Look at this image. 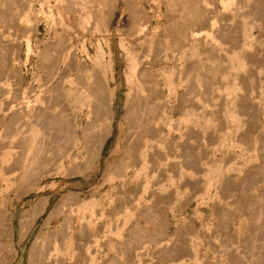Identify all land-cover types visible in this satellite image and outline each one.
I'll return each instance as SVG.
<instances>
[{"label":"rangeland","instance_id":"obj_1","mask_svg":"<svg viewBox=\"0 0 264 264\" xmlns=\"http://www.w3.org/2000/svg\"><path fill=\"white\" fill-rule=\"evenodd\" d=\"M25 1L0 0L1 14L3 11L6 15L5 18L2 14L3 19L0 20V155H8L11 150L14 153L16 150L19 152H12L6 165H2L3 160L0 158V201L4 204L6 198L11 199V210L16 214L15 246L20 252V257L23 256L17 262L16 256L10 264H19V260L22 264H30V249L36 241L41 240L42 235H45L46 237H43L47 240L42 237L41 241L45 245L41 246L40 241L38 249L44 253L48 250V256L53 252L52 257L56 251V257L59 258L57 262L54 260L53 264H264V0H100L101 8L94 4L95 2L92 4L97 10L99 8V13L90 5V10L86 9V12H83L86 14H82L84 18L81 15L82 20L74 22L68 21L66 9H62L56 0H49L51 4L47 0ZM181 1L186 2L184 6ZM39 14H42V21L44 20L40 28L35 22ZM62 20L65 21L62 25L67 26H64V29L60 24L63 23ZM136 22L147 24L143 25V30H149L150 34H145L149 32L144 31V37L147 40L155 35L154 44L159 42L160 48L154 50L155 54L152 51L154 57L159 50L156 55L159 58L155 56L157 62L151 53H146V57H149L145 59V64L139 66L140 70L138 69L135 77L138 76L133 78L131 86L126 77L131 74V58L120 45L121 41L128 43L133 41L131 37H138L137 33L142 25H135ZM148 23L151 24L150 27ZM80 24H83V27ZM136 26L140 29L136 30ZM68 27L72 28V31ZM84 29L88 33L82 32L86 31ZM69 31L74 35L72 43L77 49L74 46L72 53L61 63V52L57 46L60 44L59 39L65 36V41L69 39ZM151 32L152 37H146L151 35ZM84 40L89 42V47L90 44L93 45L92 56L96 54L98 40L110 45L116 63V78L110 82V91L108 89L110 93L114 90L112 109L115 113L113 133L110 136L102 133H107V129H104L106 122L102 116L108 112L103 109L107 110L106 96L109 92H105L104 80L99 71L89 67ZM27 41L33 48L29 55ZM156 44L154 47H157ZM75 50L77 51L74 54ZM159 59L163 62L161 65ZM107 60H110L109 57ZM146 60L152 63L147 61V66ZM85 65L93 73L86 70ZM64 75L68 77L65 78ZM142 76L144 78H141ZM136 84H140L139 87ZM101 86H104V89ZM55 89H58V93ZM70 92L73 96L68 94ZM102 93H105L104 100ZM97 99L102 102L99 104ZM140 106L141 110L137 108ZM98 107L103 110L100 114V110L98 113L94 111L98 110ZM64 108H69V113L72 112L70 117H66L69 120L65 118L66 121L61 117ZM48 110H56L57 113L55 117L51 116V121H48ZM134 110L138 112L137 115ZM38 112H41L42 117ZM108 115L105 116L108 118ZM132 115L140 118L143 116V121L139 117L135 120L134 116V121L131 120ZM72 116L74 120L76 118L80 121L78 130L81 139L77 148L74 147L73 135L69 130L73 125L71 122L74 121ZM130 120L134 128L130 127ZM12 122L16 123L14 128ZM5 123L9 124L8 127ZM48 124L50 127H47ZM55 124L56 126H52ZM59 125L66 128L58 127ZM140 125L145 128H140ZM131 128L137 134L141 129V135L138 134V138L136 133L132 136ZM128 129L132 132L131 137L128 136ZM28 130L31 135L25 133ZM92 130H95L93 132L96 136L94 133L92 136V133L88 135V131ZM57 132H62V135ZM83 132L87 133L85 137L89 138L87 143ZM100 132L104 137L107 136L102 151H98L101 147L98 141L103 137ZM98 133L102 136L95 140L94 137L100 136ZM32 134H35V138ZM38 136L42 138L41 141ZM133 137L134 139H131ZM37 138L38 141L35 142ZM53 139L58 141L54 142ZM91 139L97 142L94 141L98 147ZM29 142H32V145L35 143L36 146H33L37 148ZM90 143L99 149H95L94 145L90 146ZM134 146L139 152L138 155L131 151ZM58 148H61V151ZM95 150L102 155L98 154V157ZM37 152L41 153L42 157ZM12 154L15 155L13 158ZM27 154H30V158ZM132 154L135 156H131ZM25 158L29 159L28 164L35 162L33 166L29 164L31 169L34 167V171L29 169L31 173L29 171L24 176L14 172L10 175L13 184L10 183L11 188L7 187L2 180L3 174L19 168ZM111 164L113 168H109ZM42 168H46L47 172L43 173ZM41 200L44 203L48 200L46 206ZM89 201L95 202V210L82 213L80 208ZM26 213L29 215L25 216L27 219L24 217ZM49 215L55 217L49 221ZM22 216L26 223L33 220L29 221L32 226L29 222L25 224L33 229H28L29 232L25 230L28 232L26 240L20 236L23 232L20 229ZM87 226H90L91 230ZM1 232L3 235L4 231ZM19 241L21 244H18ZM52 247L55 250H51ZM69 248L73 251H68ZM42 252L39 253L44 255ZM0 257L1 263L4 261L6 264L9 261L4 256Z\"/></svg>","mask_w":264,"mask_h":264},{"label":"bare ground","instance_id":"obj_2","mask_svg":"<svg viewBox=\"0 0 264 264\" xmlns=\"http://www.w3.org/2000/svg\"><path fill=\"white\" fill-rule=\"evenodd\" d=\"M15 1V0H14ZM25 1V0H24ZM46 1V0H45ZM47 1H49V0H47ZM57 1V3L59 4V6L62 8V9H66L65 11H66V18L68 19V21L69 22H74V21H76V20H80V16L83 14V12H86V9H88L89 8V6L91 5L92 7H93V3L94 4H96V5H98V7L102 4L101 3V1L100 0H56ZM131 1V0H130ZM134 1V0H133ZM142 1V0H141ZM175 1V0H174ZM179 1V0H178ZM196 1V0H195ZM4 2V1H3ZM26 2V1H25ZM38 2V1H37ZM44 2V1H43ZM116 2V1H115ZM182 2V1H181ZM181 2H179V3H181ZM2 3V2H1ZM27 3V2H26ZM47 3V2H46ZM49 3H50V1H49ZM56 3V4H57ZM109 2H107V4H108ZM112 3V2H111ZM114 3V2H113ZM142 3V2H141ZM186 3V2H185ZM185 3H183L182 2V6H184V4ZM221 3H223V2H221ZM7 4V3H6ZM10 4V3H9ZM48 4V3H47ZM51 4V3H50ZM49 4V5H50ZM110 4V3H109ZM171 4H173V2H171ZM170 4V5H171ZM176 4V3H175ZM178 4V3H177ZM176 4V5H177ZM199 4V3H198ZM12 5V4H11ZM43 5V4H42ZM96 5H94V6H96ZM224 5V4H223ZM222 5V6H223ZM228 5V4H227ZM2 6V5H1ZM15 6V5H14ZM19 6V5H18ZM33 6V5H32ZM31 6V7H32ZM46 7H47V5H45ZM55 6V5H54ZM128 6H130L129 5V3H128ZM127 6V8H129ZM140 6V5H139ZM175 6V5H174ZM97 7V6H96ZM97 7V8H98ZM107 7V6H106ZM177 7V6H176ZM33 8V7H32ZM49 8V7H48ZM50 8H51V6H50ZM60 8V9H61ZM99 8H101V6L99 7ZM99 8H98V10L95 8V7H93V9H96L97 11H98V13L100 12V10H99ZM115 8V7H114ZM139 8V7H138ZM173 8H175V7H173ZM182 8V7H181ZM30 9V8H29ZM58 9V8H57ZM61 9V10H62ZM106 9V8H105ZM170 9V8H169ZM17 10V9H16ZM28 10V9H27ZM30 10H32V9H30ZM42 10V9H41ZM60 10V11H61ZM88 10H90V9H88ZM88 10H87V12H88ZM175 10V9H174ZM182 10H184V9H182ZM186 10V9H185ZM40 11V10H39ZM48 11V10H47ZM52 11V10H51ZM56 11V10H55ZM63 11V10H62ZM64 11V12H65ZM128 11V10H127ZM57 12V11H56ZM38 13V12H37ZM53 13V12H52ZM150 13V12H149ZM174 13H175V11H174ZM180 13V12H179ZM0 14H1V10H0ZM2 14H3V16L5 17L6 15H5V13H3V11H2ZM2 14L0 15V20H2L3 18H2ZM20 14H21V12H20ZM49 14V13H48ZM47 14V15H48ZM62 14H63V12H62ZM65 14V13H64ZM84 14H86V13H84ZM83 14V15H84ZM97 14V13H96ZM126 14V13H125ZM46 15V16H47ZM59 15V14H58ZM61 15V14H60ZM82 15V17L84 18V16ZM93 16H94V13L92 14ZM100 15V14H99ZM131 15H134L133 13H131ZM180 15V14H179ZM16 16V15H15ZM64 16V15H63ZM63 16H59V17H63ZM91 16V15H90ZM102 16H103V14H102ZM17 17V16H16ZM42 14H39L38 16H37V21H35L34 19H35V17H34V21L37 23V25H38V27L40 28V26H41V24H42V22L44 21H42ZM106 17V16H105ZM133 17V16H132ZM134 17H135V15H134ZM133 17V18H134ZM144 17V16H143ZM6 18V17H5ZM48 18V17H47ZM91 18H94V17H91ZM132 18V19H133ZM46 19V18H45ZM62 19H64V18H62ZM86 19V18H85ZM98 19V18H97ZM107 19V18H106ZM144 19V18H143ZM156 19V18H155ZM82 20V19H81ZM80 20V21H81ZM87 20V19H86ZM52 21H53V17H52ZM60 21V20H59ZM63 21V23H60L61 24V26L63 27V29H64V26L62 25V24H64V20H62ZM92 21V20H91ZM124 21V20H123ZM23 22V21H22ZM33 22V21H32ZM35 22H33V23H35ZM55 21H53V23H54ZM61 22V21H60ZM82 22H84V21H82ZM88 22V21H87ZM147 22H150V21H147ZM173 22V21H172ZM190 22V21H189ZM32 23V24H33ZM107 23V22H106ZM130 23V22H129ZM138 22H136L135 23V25L137 24ZM140 23V22H139ZM138 23V24H139ZM151 23H152V21H151ZM186 23H188V22H186ZM6 24V23H5ZM22 24V23H21ZM57 24V23H56ZM59 24V25H60ZM71 24V23H70ZM76 24H78V23H76ZM85 24V23H84ZM88 24H90V23H88ZM95 24V23H94ZM104 24V23H103ZM108 24V23H107ZM137 24V25H138ZM141 24V23H140ZM140 24L138 25V26H140ZM172 24V23H171ZM3 25V24H2ZM69 25V24H68ZM79 25V24H78ZM142 26H140L141 27V30H139L140 29V27L139 28H137L138 26H136V30L138 29L139 31H138V37H136L135 39H133V37H131V39L133 40V41H130V42H128V43H126V41L124 42V41H121V47H122V49H124L125 50V52L128 54V56H130V58H131V62H130V67H129V70L131 71V72H129V73H131V74H128L126 77H127V80H128V84L130 83V85L133 83V78H136L135 77V75H136V73L138 74V69H139V66L141 67V65H143V64H145L144 63V61H145V59L147 58V57H149V55H147V57H146V53L147 54H152V51L154 52V50L155 49H158V47L160 48V46H158L159 45V42H158V44H156L157 45V47L155 48L154 47V36L155 35H153V37H152V34H153V32H154V34H156L155 33V31L152 29H150L151 31H153V32H151V35H147L146 37H152V38H148L147 40H146V38L144 37L145 36V34H150V32H149V30L147 29V27H146V30H148V31H145V30H143V25H145V24H141ZM147 25V24H146ZM145 25V26H146ZM148 25H149V23H148ZM151 25V24H150ZM150 25H149V27H150ZM80 26L81 27H83V24H80ZM87 26V25H86ZM89 26V25H88ZM34 27V26H33ZM38 27H36L37 29H38ZM65 27H67V26H65ZM128 27V26H127ZM69 28V27H68ZM160 28V27H159ZM13 29V28H12ZM36 29V30H37ZM71 29V31H72V28H69V30ZM78 29V28H77ZM86 29H87V27H86ZM86 29H84V30H86ZM107 29V28H106ZM109 29V28H108ZM165 29V28H164ZM3 30V29H2ZM34 30V29H33ZM39 30V29H38ZM76 30V29H75ZM88 30H89V28H88ZM11 31V30H10ZM64 31V30H63ZM92 31V30H91ZM96 31V30H95ZM132 31L133 30H131L130 32H131V34H132ZM149 32V33H145V32ZM159 31V30H158ZM37 32V31H36ZM66 32V31H65ZM82 32H87L88 33V31L86 30V31H82ZM105 32H106V30H105ZM108 32V31H107ZM141 32V33H140ZM13 33V32H12ZM68 33V38L69 39H67L66 41L64 40V38L66 37H64V38H62V39H59V42H60V44H59V46H57V49H59L60 50V52H61V63L67 58V56H69V54H71L72 53V51H73V47L75 46H73V38H74V35H72V33H70V31L69 32H67ZM89 33H91V32H89ZM95 33V32H94ZM103 33V32H102ZM128 33H129V31H128ZM136 33V32H135ZM143 33H145V34H143ZM75 34V33H74ZM126 34V33H125ZM166 34V33H165ZM167 34H168V31H167ZM172 34H173V32H172ZM11 35V34H10ZM24 35V34H23ZM29 35H30V33H29ZM59 35V34H58ZM62 35V34H61ZM87 35V34H86ZM94 35V34H93ZM110 35V34H109ZM136 35V34H135ZM12 36V35H11ZM128 36H129V34H128ZM131 36V35H130ZM129 36V37H130ZM158 36V35H157ZM58 37V36H57ZM76 37H77V35H76ZM86 37V36H85ZM121 37V36H120ZM127 37V36H126ZM88 38V37H87ZM99 38V37H98ZM123 38V37H122ZM156 38V37H155ZM27 39V38H26ZM130 39V38H129ZM129 39H128V41H129ZM130 39V40H131ZM105 40V39H104ZM166 40V39H165ZM169 40H170V38H169ZM53 41H55V40H53ZM85 42H84V45L86 46V48H85V51L87 52V57L89 58V62H90V64H89V67L92 69V70H98L99 72V74H101L102 75V78H103V83H104V85H105V92L107 93V92H109L110 91V82L111 81H113V80H115V78H116V69H115V62H114V59H113V52H112V50L110 49V45H108L107 43H103L102 41H100V40H98V43H97V46H96V54L94 53V56H92V54H91V48L93 47V45L92 44H90L91 46L89 47L88 46V43L89 42H86L87 40H84ZM88 41H90V40H88ZM167 41V40H166ZM28 42V41H27ZM29 42H30V40H29ZM28 42V43H29ZM105 42H106V40H105ZM155 42H156V40H155ZM171 42V41H170ZM27 43V44H28ZM31 43V42H30ZM28 44L27 46V51H28V55L29 54H31L32 52H33V48H32V45L31 44ZM58 44V43H57ZM154 44V45H153ZM163 44V43H162ZM162 44H160L161 46H163ZM31 45V46H30ZM83 45V46H84ZM135 45V46H134ZM165 45V44H164ZM168 45V44H167ZM171 45V44H170ZM76 47V46H75ZM74 47V48H75ZM164 47V46H163ZM40 48V47H39ZM83 48V47H82ZM83 48V49H84ZM172 48V47H171ZM75 49H77V47L75 48ZM82 49V50H83ZM95 49V48H94ZM108 49V50H107ZM169 49V48H168ZM45 50V49H44ZM141 50V52H139ZM167 50V49H166ZM38 51V50H37ZM76 51L77 50H75V52H73L74 54L76 53ZM95 51V50H94ZM161 51V50H160ZM170 51V50H169ZM16 52H17V50H16ZM83 52V51H82ZM157 52V51H156ZM158 52H159V50H158ZM157 52V53H158ZM165 52V51H164ZM156 53V55H158ZM162 53V52H161ZM160 53V54H161ZM170 53V52H169ZM14 54V53H13ZM153 54H155V52L153 53ZM153 54H152V58L155 60V56L153 57ZM163 54V53H162ZM168 54V53H167ZM33 55V54H32ZM55 55V54H54ZM49 56V55H48ZM75 56V55H74ZM165 56H166V54H165ZM45 57V56H44ZM53 57V56H52ZM109 57V61L107 60V58ZM156 57H158L159 58V56H156ZM46 58V57H45ZM47 58H49V57H47ZM59 58V57H58ZM59 58V59H60ZM127 58V57H126ZM157 58V59H158ZM169 58V57H168ZM30 59V58H29ZM54 59V58H53ZM164 59H166V57L164 58ZM24 60V59H23ZM55 60V59H54ZM56 61V60H55ZM60 61H59V63H60ZM147 61L148 60H146V65H147ZM156 62H157V60H155ZM155 61H153V63L155 62ZM166 61H168V60H166ZM8 62V61H7ZM54 62V61H53ZM85 63H86V60L84 61ZM149 62V61H148ZM151 63H152V61H150ZM150 62H149V64H150ZM158 62H159V64L161 65L162 63H161V61H160V59L158 60ZM165 62V61H164ZM76 64V63H75ZM84 64V63H83ZM155 64V63H154ZM4 65V64H3ZM87 65V64H86ZM86 65H85V68H87L86 67ZM67 66V65H66ZM88 66V65H87ZM148 66V65H147ZM164 66V65H163ZM32 67V66H31ZM150 67V66H149ZM160 67V66H159ZM162 67V66H161ZM13 68V67H12ZM78 68V67H77ZM69 69V68H68ZM76 69V68H75ZM143 70H144V68H142ZM146 69V68H145ZM151 69H152V67H151ZM160 69V68H159ZM86 70H90V69H86ZM128 70V71H129ZM140 70V69H139ZM143 70H142V73H143ZM147 70V69H146ZM78 71V70H77ZM91 71V70H90ZM145 71V70H144ZM154 71V70H153ZM165 71V70H164ZM53 72H56V71H53ZM59 72V71H58ZM92 72V71H91ZM91 72H89L90 73V75H91ZM149 72H151V71H149ZM156 72V71H155ZM72 73V72H71ZM89 73H87V74H89ZM93 73V72H92ZM97 73V72H96ZM165 73V72H164ZM50 74V73H49ZM99 74H97L98 75V77H99ZM145 74V73H144ZM148 74V73H147ZM41 75V74H40ZM68 75V74H67ZM73 75V74H72ZM94 75V74H93ZM166 75V74H165ZM78 76H80V75H78ZM1 77V76H0ZM8 77V76H7ZM49 77V76H48ZM58 77V76H57ZM63 77H65V75L63 76ZM66 77H68V76H66ZM65 77V78H66ZM91 77V76H90ZM149 77V76H148ZM154 77V76H153ZM39 78V77H38ZM49 78H51V76L49 77ZM49 78H47L46 77V79L48 80ZM53 78V77H52ZM73 78V77H72ZM141 78H144L143 76L141 77ZM63 79V78H62ZM88 79V78H87ZM154 79V78H153ZM11 80V79H10ZM73 80H75V79H73ZM96 80V79H95ZM152 80V79H151ZM13 81V80H12ZM39 81V80H38ZM45 81V80H44ZM43 81V82H44ZM50 81V80H49ZM48 81V82H49ZM93 81V80H92ZM101 81V80H100ZM64 82V81H63ZM88 82H90V81H88ZM142 82V81H141ZM154 82V81H153ZM6 83V82H5ZM8 83V82H7ZM50 83V82H49ZM48 83V84H49ZM52 83V82H51ZM61 83V82H60ZM157 83V82H156ZM57 84V83H56ZM55 84V85H56ZM76 84V83H75ZM33 85V84H32ZM89 85H90V83H89ZM101 85V84H100ZM103 85V84H102ZM119 85V84H118ZM137 85V84H136ZM136 85H134V87H136ZM139 85L140 84H138L137 85V87H139ZM145 85V84H144ZM62 86V85H61ZM91 86V85H90ZM132 86V85H131ZM152 86V85H151ZM166 86V85H165ZM13 87V86H12ZM38 87V86H37ZM52 87V86H51ZM53 87L55 88L56 86H54L53 85ZM89 87V86H88ZM93 87V86H92ZM167 87V86H166ZM47 88V87H46ZM99 88V87H98ZM101 88H103L104 89V86L102 87L101 86ZM146 88V87H145ZM156 88V87H155ZM20 89V88H19ZM42 89V88H41ZM49 89V88H48ZM53 89V88H52ZM51 89V90H52ZM59 89V88H58ZM58 89H55V91L58 93ZM77 89V88H76ZM95 89V88H94ZM108 89H109V91H108ZM13 90V89H12ZM22 90V89H21ZM50 90V89H49ZM48 90V92H50ZM133 90V89H132ZM139 90H140V88H139ZM139 90H137L136 89V91H139ZM10 91V90H9ZM44 91V90H43ZM54 91V90H53ZM70 91V90H69ZM114 91V90H113ZM112 91V92H113ZM145 91V90H144ZM149 91V90H148ZM11 92V91H10ZM20 92V91H19ZM18 92V93H19ZM62 92V91H61ZM64 92H66L65 90H64ZM74 92V91H73ZM80 92V91H79ZM85 92V91H84ZM107 93V96H106V100H107V102L106 101H104V102H106V104H107V110H105V109H103L104 111H108L107 112V114H102L103 116H102V118H103V121L104 122H106V128H104V129H107L106 131H107V133L105 132H102L103 134H107V135H112V133H113V123H114V119H115V113H114V110L112 109V104H113V93ZM52 93V92H51ZM98 93V92H97ZM139 93V92H138ZM137 93V94H138ZM145 93V92H144ZM10 94H12V93H10ZM20 94V93H19ZM49 94V93H48ZM68 94H70V96H73L72 94H71V92L70 93H68ZM105 94V93H104ZM104 94L102 93V95H103V98H102V100H104L105 98H104ZM115 94V93H114ZM41 95V94H40ZM55 95H57L56 93H55ZM65 95H66V93H65ZM76 95V94H75ZM97 95V94H96ZM102 95L100 96V98L102 97ZM146 95V94H145ZM48 96V95H47ZM59 96V95H58ZM58 96H56L57 98H58ZM68 96V95H67ZM94 96V95H93ZM130 96V95H129ZM147 96V95H146ZM7 97V96H6ZM19 97V96H18ZM25 97V96H24ZM34 97V96H33ZM32 97V98H33ZM49 97V96H48ZM51 97H52V94H51ZM55 97V96H54ZM87 97V96H86ZM86 97H85V99H86ZM95 97V96H94ZM148 97V96H147ZM171 97V96H170ZM8 98V97H7ZM11 98V97H10ZM16 98V97H15ZM56 98V99H57ZM99 98V99H100ZM116 98V97H115ZM135 98V97H134ZM142 98V97H141ZM141 98L139 99L141 102H142V100H141ZM146 98V97H145ZM18 99V98H17ZM16 99V100H17ZM37 99V98H36ZM81 99V98H80ZM99 99H97V100H99ZM147 99V98H146ZM4 100V99H3ZM22 100V99H21ZM28 100V99H27ZM39 100H40V97H39ZM43 100V99H42ZM48 100H49V98H48ZM52 100V99H51ZM54 100V99H53ZM58 100V99H57ZM129 100H131V99H129ZM128 100V101H129ZM133 100V99H132ZM13 101H14V99H13ZM32 101V100H31ZM41 101V100H40ZM55 101V100H54ZM59 101H61V100H59ZM58 101V102H59ZM79 101V100H78ZM78 101H77V103H78ZM148 101V100H147ZM9 102V101H8ZM11 102V101H10ZM21 102H23V101H21ZM33 102V101H32ZM44 102H45V99H44ZM48 102V101H47ZM56 102V101H55ZM55 102H53V103H55ZM57 102V103H58ZM83 102V101H82ZM85 102V101H84ZM96 102V101H95ZM100 102H102V101H100L99 100V104H100ZM103 102V104H105ZM134 102V101H133ZM141 102H138V103H140L141 104ZM31 103V102H30ZM40 103H42V102H40ZM51 105H52V103L51 102H49ZM56 103V104H57ZM76 103V102H75ZM137 103V104H138ZM12 104V103H11ZM61 104V103H60ZM81 104V103H80ZM93 104H95L94 102H93ZM98 104V105H99ZM130 104V103H129ZM134 104V103H133ZM137 104H135V106L137 105ZM15 105V104H14ZM14 105H13V107H14ZM28 106H29V103L27 104ZM69 105V104H68ZM75 105V104H74ZM97 105V106H98ZM102 105V104H101ZM146 105V104H145ZM27 106V107H28ZM36 106H38V105H36ZM45 106H47V105H45ZM50 106V105H49ZM48 106V108L50 109V107ZM70 106V105H69ZM93 106V105H92ZM96 106V107H97ZM1 107V106H0ZM24 107V106H23ZM40 107V106H39ZM44 107V106H43ZM52 107H53V105H52ZM61 107V106H60ZM60 107H58L59 109H60ZM2 108H4V107H2ZM15 108V107H14ZM45 108V107H44ZM54 108V107H53ZM52 108V109H53ZM55 108H57V107H55ZM63 108V107H62ZM80 108V107H79ZM100 107H98V110H94V111H97L96 113H98V111L100 110L99 109ZM101 108H103V105L101 106ZM115 108V107H114ZM129 108H130V106H129ZM138 109L139 108H141V106L140 107H137ZM137 108H136V110H137ZM26 109H28V108H26ZM34 109H36V108H34ZM58 109V110H59ZM69 109V108H68ZM68 109H63L64 111H63V115H61V113H60V115H61V117L63 118V119H65L66 117H70L72 114V112L71 113H69V111H68ZM78 109V108H77ZM97 109V108H96ZM6 110V109H5ZM23 110V109H22ZM21 110V111H22ZM45 110H47V109H45ZM57 110V111H58ZM72 110V109H71ZM103 110H100V112H99V114L101 113V111L103 112ZM136 110H134L135 112H136V115L138 114V110L136 111ZM139 110H141V109H139ZM144 110V109H143ZM2 111V110H1ZM20 111V112H21ZM55 112H56V110H54ZM90 111H92V110H90ZM94 111H93V113H94ZM130 111V110H129ZM132 111V110H131ZM133 111V112H134ZM10 112V111H9ZM19 112V111H18ZM23 112H25V111H23ZM45 112V111H44ZM55 112H53L52 110H48V115H49V117H48V121L50 120V118L52 119V117L51 116H53L54 115V117L57 115V113H55ZM84 112V111H83ZM135 112H134V114H135ZM161 112V111H160ZM2 113V112H1ZM22 113V112H21ZM32 113V112H31ZM30 113V114H31ZM37 113V112H36ZM39 113V112H38ZM55 113V114H54ZM129 113V112H128ZM131 114H133L132 112H130ZM129 113V114H130ZM140 113H141V111H140ZM143 113V112H142ZM141 113V114H142ZM146 113H148V112H146ZM157 113V112H156ZM165 113V112H164ZM18 114V113H17ZM39 114H41V112L39 113ZM59 114V113H58ZM71 114V115H70ZM92 114V113H91ZM99 114H96V115H99ZM109 114V115H108ZM166 114V113H165ZM21 115V114H20ZM19 115V116H20ZM23 115V114H22ZM25 115H27V114H25ZM60 115H58V116H60ZM70 115V116H69ZM77 115V114H76ZM105 115H108V118H107V116H105ZM128 115V114H127ZM127 115H126V118L128 119L129 117H127ZM146 115V114H145ZM154 115V114H153ZM15 116H16V114H15ZM18 116V115H17ZM31 116V115H30ZM33 116V115H32ZM37 116H38V114H37ZM74 116H75V114H74ZM129 116V115H128ZM133 116L134 115H132V118H131V120H133ZM139 116H140V114H139ZM139 116H136V117H139ZM22 117H24V115L22 116ZM21 117V118H22ZM27 117H28V115H27ZM40 117H42V114H41V116ZM53 117V118H54ZM73 117V116H72ZM71 117V118H72ZM95 117V116H94ZM100 117H101V115H100ZM99 117V118H100ZM104 117H106V120H104ZM131 117V116H130ZM135 117V116H134ZM136 117L134 118L135 120H136ZM142 117L143 116H141V118L140 119H142ZM5 118V117H4ZM26 118V117H25ZM31 118V117H30ZM34 118V117H33ZM36 118V117H35ZM60 118V117H59ZM77 118H79V117H77ZM149 118V117H148ZM147 118V119H148ZM161 118V117H160ZM20 119V118H19ZM43 119V118H42ZM46 120H47V118H45ZM62 119V120H63ZM66 119H68V118H66ZM66 119H65V121H66ZM80 119V118H79ZM2 120V119H1ZM10 120V119H9ZM14 120V119H13ZM13 120H11V121H13ZM28 120H29V117H28ZM34 120V119H33ZM38 120V119H37ZM46 120H45V122H46ZM54 120V122H55V119H53ZM56 120H57V117H56ZM61 120V119H60ZM69 120V119H68ZM73 120H74V117H73ZM101 120V119H100ZM126 120V119H125ZM131 120L130 121H128L129 123L131 122ZM168 120H170V119H168ZM4 121H5V119H4ZM10 121V122H11ZM51 121V120H50ZM64 121V120H63ZM99 121V120H98ZM127 121V120H126ZM134 121V120H133ZM140 121V120H139ZM141 121H143V119L141 120ZM152 121V120H151ZM160 121V120H159ZM3 122V121H2ZM14 122H15V120H14ZM20 122V121H19ZM32 122V121H31ZM37 122V121H36ZM44 122V121H43ZM68 122V121H67ZM71 122V121H70ZM79 120H76V118H75V120L73 121V122H71L73 125H72V127L69 129L70 131H71V133H70V131H69V133L70 134H72L73 135V143H74V147L75 148H77V145L80 143L79 141H80V139H81V136H80V133H79V130H78V124H79ZM90 122V121H89ZM101 122V121H100ZM137 123H139L138 121H136ZM29 123V121L27 122V124ZM48 123V122H47ZM51 123V122H50ZM56 123V122H55ZM70 123V124H71ZM82 123V122H81ZM92 123V122H91ZM96 123V122H95ZM95 123H93L94 125H95ZM128 123V124H129ZM135 123V122H134ZM137 123H135V124H137ZM144 123V122H143ZM6 124V123H5ZM16 124V123H15ZM15 124L12 122V127H13V125L15 126ZM22 124V123H21ZM26 124V125H27ZM34 124H36L35 122H34ZM40 124H42V123H40ZM53 124V123H52ZM61 124V123H60ZM69 124V125H70ZM133 124V123H132ZM141 124V123H140ZM145 124V123H144ZM7 125V127H8V125L9 124H6ZM32 125V124H31ZM37 125H39V123L37 124ZM49 125V124H48ZM47 125V127H50V125L48 126ZM88 125V124H87ZM94 125L92 126V127H94ZM105 124H103V126H104ZM130 125H131V123H130ZM139 125V124H138ZM29 126V125H28ZM43 126V125H42ZM52 126H56V124L55 125H52ZM62 126V125H61ZM60 125L58 126V127H61ZM68 126V125H67ZM97 126V125H96ZM100 127H102L101 125H99ZM134 126H136V125H134ZM141 126L142 125H140V128H141ZM157 126V125H156ZM1 127V126H0ZM10 127V126H9ZM35 128H36V126H34ZM40 127V126H39ZM63 127V126H62ZM65 127V126H64ZM63 127V128H64ZM81 127V126H80ZM130 127H133V125H131ZM137 127V126H136ZM139 127V126H138ZM137 127V128H138ZM143 128H145L144 126H142ZM11 128V127H10ZM10 128H9V130H10ZM14 128V127H13ZM20 128V127H19ZM22 128V127H21ZM20 128V129H21ZM23 128H24V126H23ZM30 128V127H29ZM46 128V127H45ZM66 128V127H65ZM73 128V129H72ZM82 128V127H81ZM80 128V129H81ZM95 128V127H94ZM124 128V127H123ZM134 128V127H133ZM133 128H131V130H132V132H133ZM137 128H135L136 130H138ZM139 128V129H140ZM8 129V128H7ZM17 129V128H16ZM19 129V130H20ZM27 129V128H26ZM36 129H38V128H36ZM56 128H54V130H55ZM62 129V128H61ZM84 129V128H83ZM91 129V127L89 128V130ZM96 129H97V127H96ZM103 129V128H102ZM147 129V128H146ZM146 129H145V132L144 133H146ZM157 129H158V127H157ZM5 130V129H4ZM8 130V131H9ZM14 130V129H13ZM18 130V129H17ZM16 130V131H17ZM41 130H42V128H41ZM51 130V129H50ZM57 130V129H56ZM63 130V129H62ZM86 130V129H85ZM85 130H83L84 132H87V131H85ZM88 130V129H87ZM98 130H99V128H98ZM128 130H130V129H128ZM131 130H130V132H129V135L128 136H130L131 134L130 133H132L131 132ZM141 130V129H140ZM140 130L138 131L139 133L138 134H140L141 135V133H140ZM144 130V129H143ZM42 131H44V130H42ZM58 131V130H57ZM60 131V130H59ZM64 131V130H63ZM93 131H95V130H92V132H89L88 131V135H89V133H92V134H90L91 136L93 135V133L95 134V132H93ZM99 131H102V130H99ZM104 131V130H103ZM135 131V130H134ZM14 132V131H13ZM12 132V133H13ZM28 133L29 132V130L28 131H25V133ZM38 132V131H37ZM39 132H40V130H39ZM66 132H67V130H66ZM83 132V137L84 138H86L85 136H87L85 133ZM9 133L11 134V131H9ZM8 133V134H9ZM21 133V132H20ZM30 133H32V132H30ZM44 133V132H43ZM46 133H48V131L46 132ZM55 133H56V131H55ZM54 133V134H55ZM58 133V132H57ZM97 133V132H96ZM101 133V132H100ZM101 133V134H102ZM136 133V132H135ZM135 133L133 132L132 133V136H135ZM143 133V132H142ZM159 133V132H158ZM157 133V134H158ZM13 134H15V132L13 133ZM19 134V133H18ZM22 134V133H21ZM29 134V133H28ZM27 134V135H28ZM37 134V133H36ZM38 134H40V133H38ZM50 134V133H49ZM53 134V135H54ZM99 134V133H98ZM102 134V135H103ZM124 134V133H123ZM137 133H136V138H138L137 137V135H138ZM25 135V134H24ZM27 135H25V136H27ZM29 135H31V134H29ZM28 135V136H29ZM33 135V134H32ZM35 135V134H34ZM34 135L32 136V137H34ZM58 135H62V132L59 134L58 133ZM63 135H65V133L63 134ZM100 135V134H99ZM102 135H100L98 138L96 137H94V139L95 140H98ZM105 135H103V137L102 138H104V139H102V138H100L99 139V141H98V143L101 145V147H99L100 148V150H98L97 148H95L96 146L95 145H97V144H95V142L92 140V143H94V144H92L91 145V143H90V146H93L95 149H97L98 151H102L101 150V148L103 147V145H104V143H105V141H106V139H107V136L106 137H104ZM122 135V134H121ZM126 135V134H125ZM166 135V134H165ZM22 136V135H21ZM24 136V139L26 138ZM43 136V135H42ZM95 136H96V134H95ZM14 137H16V135L14 136ZM13 137V138H14ZM19 137V136H18ZM31 137V136H30ZM39 137V136H38ZM45 137H46V135H45ZM49 137V136H48ZM47 137V138H48ZM90 137V136H89ZM131 137V136H130ZM159 137H160V135H159ZM5 138H7V137H5ZM4 138V139H5ZM23 138V137H22ZM29 138V137H28ZM28 138H27V140H28ZM35 138V137H34ZM40 138L41 137H39V140H40ZM60 138H62V136L60 137ZM59 138V139H60ZM66 138V137H65ZM106 138V139H105ZM110 138V137H109ZM141 138H142V136H141ZM157 138V137H156ZM16 139V138H15ZM42 139V138H41ZM67 139V138H66ZM70 139V138H69ZM68 139V140H69ZM87 140H86V143H87V141L89 140V138H86ZM131 139H134V137L133 138H131ZM1 140V139H0ZM7 140V139H6ZM13 140V139H12ZM22 140V139H21ZM20 140V141H21ZM51 140H52V138H51ZM57 140V139H56ZM55 140V141H56ZM62 140H64L63 138H62ZM83 140V139H82ZM9 141V140H8ZM29 141V140H28ZM34 141V140H33ZM38 141V138H37V140L35 141V142H37ZM41 141V140H40ZM45 141H46V139H45ZM53 141H54V139H53ZM52 141V142H53ZM54 141V142H55ZM58 141V140H57ZM67 141V140H66ZM139 141V140H138ZM15 142V141H14ZM63 142V141H62ZM61 142V143H62ZM79 142V143H78ZM121 142H124V141H121ZM156 142V141H155ZM6 143H7V141H6ZM10 143H11V141H10ZM10 143H9V145H10ZM21 143H23V142H21ZM25 143H28V142H25ZM30 143V142H29ZM32 143V142H31ZM30 143V145L31 146H33L35 143H33V145ZM40 143V142H39ZM43 142H41V144H42ZM60 143V142H59ZM58 143V144H59ZM68 143V142H67ZM66 143V144H67ZM85 143V144H86ZM97 143V142H96ZM145 143H146V141H145ZM150 143H151V141H150ZM14 144V143H13ZM13 144H11V145H13ZM50 144V143H49ZM48 144V145H49ZM54 144V143H53ZM120 144V143H119ZM126 144H127V142H126ZM3 145V144H2ZM8 145V146H9ZM23 145V144H22ZM26 145V144H25ZM24 145V146H25ZM37 145H38V143H37ZM68 145H69V143H68ZM67 145V146H68ZM99 145V146H100ZM131 145V144H130ZM14 146V145H13ZM21 146V145H20ZM34 146H36V144L34 145ZM33 146V147H34ZM50 146H52V145H50ZM54 146V145H53ZM79 146V145H78ZM81 146V145H80ZM128 146V145H127ZM1 147V146H0ZM6 147V146H5ZM11 147V146H10ZM10 147H7V148H10ZM19 147V146H18ZM44 147H46V145L44 146ZM65 147V146H64ZM97 147H98V145H97ZM118 147V146H117ZM126 147V146H125ZM140 147V146H139ZM139 147H137L138 149H139ZM152 147H154V146H152ZM29 148H30V146H29ZM28 148V149H29ZM35 148V147H34ZM37 148V147H36ZM35 148V149H36ZM40 148V147H39ZM48 148V147H47ZM94 148H91V150H93ZM136 148V149H137ZM14 149V148H13ZM18 149V148H17ZM34 149V150H35ZM59 149V148H58ZM61 149V148H60ZM59 149V150H60ZM72 149H74V148H72ZM89 149V148H88ZM119 149V148H118ZM118 149H116L115 151L117 152L118 151ZM132 149V148H131ZM150 149V148H149ZM152 149V148H151ZM7 150V149H6ZM30 150V149H29ZM48 150V149H47ZM51 150H53V149H51ZM55 150V149H54ZM97 150H95L96 151V155L98 156V154L100 155L101 153H99ZM142 150H144V149H142ZM2 151V150H1ZM5 151V150H4ZM12 152H13V154H17V153H19V152H16L15 151V153H14V151L13 150H11ZM37 151V150H36ZM38 151L40 152V150L38 149ZM45 151V150H44ZM58 151V150H57ZM61 151V150H60ZM90 151V150H89ZM132 151V153H134L135 154V152L137 153V155H138V151H136L135 150V146H134V149H132L131 150ZM152 151V150H151ZM7 153H8V151H6ZM10 152V151H9ZM11 152V153H12ZM26 152V151H25ZM39 152H37V153H39ZM43 152V151H42ZM62 152H63V150H62ZM94 152V151H93ZM92 152V153H93ZM98 152V153H97ZM142 152V151H141ZM5 153V152H4ZM11 153H9L8 155L6 154V155H0L1 157V159L3 160V164L2 165H6L5 163H8L9 162V157L11 156ZM27 153V152H26ZM25 153V154H26ZM34 153L36 154V152L34 151ZM89 153V152H88ZM3 154V153H2ZM13 154H12V158L15 156H13ZM41 153H39V155H40ZM66 154V153H65ZM93 154H95V153H93ZM22 155H23V153H22ZM28 155V154H27ZM30 155V154H29ZM28 155V156H29ZM42 155V154H41ZM40 155V156H41ZM47 155V154H46ZM60 155V154H59ZM62 155V154H61ZM102 155V154H101ZM141 155V154H140ZM148 155V154H147ZM17 156H19V155H17ZM16 156V157H17ZM26 156V155H25ZM44 156V155H43ZM55 156V155H54ZM54 156H51V157H54ZM57 156H58V153H57ZM131 156H135V155H131ZM42 157V156H41ZM40 157V158H41ZM56 157V156H55ZM59 157V156H58ZM69 157V156H68ZM99 157V156H98ZM12 158H11V160H12ZM29 158H30V156H29ZM28 159V158H27ZM26 158H25V162H22V164L21 165H19L20 163H18V165H19V168H16V169H13L14 171L13 172H10V173H4L3 175V181H4V183H6V186L7 187H9L11 184L10 183H12L13 181V179H11V177H10V175H12L14 172H16L15 174H17V173H20V174H23V175H21V176H24V175H26L30 170L29 169H31L30 167H29V164H28V160H27ZM31 159H33V158H31ZM35 159V158H34ZM42 159H44V158H42ZM41 159V160H42ZM57 159V158H56ZM19 160H21L20 158H19ZM18 160V161H19ZM47 160V158H45V161ZM50 160H51V158H50ZM59 160V159H58ZM140 160V159H139ZM143 160V159H142ZM149 160V159H148ZM13 161V160H12ZM11 161V162H12ZM33 161V160H32ZM31 160H30V162H32ZM138 161V160H137ZM20 162V161H19ZM39 162H41V161H39ZM95 162V161H94ZM1 163V162H0ZM35 163V162H34ZM33 163V164H34ZM50 163H51V161H50ZM98 163V162H97ZM33 164H30V166H33ZM53 164V163H52ZM55 164V163H54ZM117 164V163H116ZM139 164V163H138ZM1 165V164H0ZM8 165V164H7ZM39 165H41V164H39ZM58 165V164H57ZM118 165V164H117ZM8 166H10V165H8ZM7 166V167H8ZM47 166V165H46ZM81 167V166H80ZM113 168V165L111 164V166L109 165V168ZM0 168H1V166H0ZM5 168V167H4ZM36 168H38V167H36ZM40 168V167H39ZM61 168V167H60ZM108 168V169H109ZM139 168V167H138ZM33 169H34V167H33ZM33 169H31V170H33ZM43 170V173H44V171L45 172H47V169L45 170L44 168H42ZM76 169H78L77 167H76ZM10 170V169H9ZM41 170V169H40ZM62 170V169H61ZM74 170V169H73ZM82 170V169H81ZM111 170H113V169H111ZM1 171H3V170H1ZM34 171V170H33ZM49 171V170H48ZM55 171V170H54ZM36 172V171H35ZM35 172H33V173H35ZM39 172V171H38ZM78 172V171H77ZM106 172V171H105ZM110 172H112V171H110ZM149 172V171H148ZM30 173H31V171H30ZM80 173V172H79ZM113 173V172H112ZM215 173V172H214ZM36 174H37V172H36ZM39 174H40V172H39ZM58 174V173H57ZM41 175V174H40ZM0 176L2 177V175L0 174ZM15 176H17V175H15ZM0 177V178H1ZM10 177V178H9ZM41 177H43V175L41 176ZM108 177V176H107ZM25 178H27V177H25ZM25 178H23L24 180H25ZM31 178H33V177H31ZM210 178V177H209ZM15 179H16V177H15ZM21 179V178H20ZM38 179V178H37ZM107 179H109V178H107ZM206 179H208V178H206ZM22 180V179H21ZM196 180V179H195ZM16 181V180H15ZM27 181V180H26ZM40 181H41V178H40ZM171 181V180H170ZM204 181H205V179H204ZM34 182H35V180H34ZM38 183H39V181H38ZM13 184V183H12ZM36 184V183H35ZM71 184V183H70ZM22 185H24L23 183H22ZM21 185V186H22ZM4 186H5V184H4ZM29 186V185H28ZM204 186V185H203ZM32 187V186H31ZM100 187V186H99ZM196 187V186H195ZM10 188H11V186H10ZM34 188V187H33ZM218 188V187H217ZM187 189V188H186ZM29 190H31V189H29ZM35 190V189H34ZM184 190V189H183ZM196 190V189H195ZM6 191V190H5ZM181 191V190H180ZM8 192V191H7ZM6 192V193H7ZM184 192V191H183ZM1 193V192H0ZM72 193V192H71ZM181 193V192H180ZM195 193V192H194ZM3 194V193H2ZM1 194V195H2ZM5 194V193H4ZM79 195V194H78ZM20 196V195H19ZM9 197V196H8ZM70 197V196H69ZM73 197V196H72ZM79 197V196H78ZM47 199V198H46ZM49 199V198H48ZM41 201H43V200H41ZM46 202L44 203V201L42 202L43 204H45V206H46V204L48 203V200H45ZM40 202V201H39ZM39 202H38V206H40V204H39ZM41 203V202H40ZM64 203V202H63ZM83 204V203H82ZM94 205H95V202H92V201H89V202H86V203H84V205L82 206V208H80V211L83 213V212H90V211H93V210H91V209H94V208H96V207H94ZM35 208V207H34ZM38 208H40V207H38ZM41 208H44V207H41ZM42 210V209H41ZM95 210V209H94ZM253 210V209H252ZM39 211V210H38ZM59 211V210H58ZM68 211V210H67ZM42 212V211H41ZM96 211H94V213H95ZM254 212V211H253ZM256 212V211H255ZM264 212V211H263ZM28 213V212H27ZM25 214L24 215V217L25 216H27L28 214ZM35 213H37V212H35ZM57 214L59 213V212H56ZM56 213L54 214V215H56ZM67 213V212H66ZM93 213V214H94ZM33 214V213H32ZM40 214V213H39ZM52 214V213H51ZM253 214V213H252ZM258 214V213H257ZM256 214V215H257ZM259 214H261L260 212H259ZM15 213L11 210V199H10V197L9 198H6V202L3 204L1 201H0V256H4L5 257V259H9V261L8 262H6V264H10L12 261H14L16 258V256H17V259H16V262L18 261V259L20 258H23V256L22 257H20V252L17 250V248H16V246H15V238H16V232H15ZM53 215V214H52ZM52 215H49V216H51L48 220L50 221V219L51 218H53V217H55V216H52ZM99 216H100V214H98ZM34 216V215H33ZM32 216V217H33ZM36 216V215H35ZM39 216V215H38ZM60 216V215H59ZM66 216V215H65ZM69 216V215H68ZM234 216V215H233ZM23 217V216H22ZM23 217V220H22V222H21V227H20V229L23 231L22 233H20V236H22L23 237V239H25L26 240V238H27V235H28V232H29V230H33L32 229V227H30V226H32V224L30 225V222L29 221H32L33 222V220H27L28 222H29V225L30 226H25V224H28V222L26 223V219ZM27 217H29V215L27 216ZM31 217V216H30ZM80 217V216H79ZM252 217H254V215H252ZM72 218V217H71ZM81 218V217H80ZM235 218V217H234ZM258 218V217H257ZM25 219V220H24ZM36 219V218H35ZM67 219V218H66ZM52 220V219H51ZM64 220V219H63ZM72 221V220H71ZM36 222V221H35ZM64 223V222H63ZM85 223V222H84ZM92 223V222H91ZM36 224V223H35ZM48 224V223H47ZM69 224V223H68ZM72 224V223H71ZM45 225V224H44ZM43 225V226H44ZM89 225V224H88ZM49 226V225H48ZM69 226V225H68ZM73 226V225H72ZM83 226H85V225H83ZM256 226V225H255ZM27 227H29V228H27ZM88 227V226H87ZM86 227V228H87ZM93 227V226H92ZM26 228V229H25ZM31 228V229H30ZM42 228H44V227H42ZM61 228V227H60ZM70 228V227H69ZM68 228V230H70ZM29 229V230H28ZM88 229H90V226L88 227ZM25 230H28V232H25ZM60 230V229H59ZM73 230V229H72ZM91 230V229H90ZM186 230V229H185ZM1 231H4V234L2 235V232ZM41 231V230H40ZM44 231L42 230V233H43ZM50 232V231H49ZM53 232V231H52ZM56 232V231H55ZM59 232V231H58ZM70 232V231H69ZM72 232V231H71ZM66 233V232H65ZM64 233V234H65ZM193 233H194V231H193ZM19 234V233H18ZM39 234V233H38ZM38 234H37V236H38ZM60 234V237H61V233H59ZM63 234V233H62ZM40 235H41V233H40ZM73 235V234H72ZM20 236H19V238H20ZM37 236H36V240H38V238H37ZM43 236H45V235H42L40 238H41V240L44 238ZM49 236V235H48ZM52 236V235H51ZM67 236V235H66ZM74 236V235H73ZM181 236V235H180ZM29 237V236H28ZM39 237V236H38ZM43 237V238H42ZM46 237V236H45ZM53 237H55V236H53ZM28 239V238H27ZM45 239V238H44ZM55 239V238H54ZM64 239V238H63ZM40 240V241H41ZM45 240H47V239H45ZM45 240H44V242H45ZM57 239H55V241H56ZM68 240V239H67ZM66 240V241H67ZM76 241H77V239H75ZM21 241H22V239H21ZM21 241H19V243L18 244H21L20 242ZM40 241L38 240V241H36L35 243H34V245H33V247H31V251H30V261H29V263L30 264H53V263H55V261L59 258V257H56V251H55V255L53 256V257H56V259H54L52 256H51V254H53V252L51 251V250H53L54 248L52 247V249L50 250L52 253H49V256L46 254L47 253V251H46V253H44V252H42V250L41 249H38V247H40L39 246V244H40ZM43 241V240H42ZM42 241H41V243H42ZM52 241V240H51ZM22 242H24V240L22 241ZM57 242V241H56ZM55 242V243H56ZM62 242H63V240H62ZM191 242V241H190ZM51 243V242H50ZM54 244V243H53ZM53 244H51L52 246H54ZM57 244V243H56ZM191 244V243H190ZM189 244V245H190ZM41 245V244H40ZM43 245H45L44 243H42V245L41 246H43ZM63 245V244H62ZM65 245V244H64ZM79 245V244H78ZM48 246V245H47ZM75 246V245H74ZM44 247V246H43ZM54 247H57V245H55ZM162 247V246H161ZM190 247V246H189ZM192 247V246H191ZM50 248V247H49ZM77 248H78V246H77ZM20 249L21 250H23V252H24V249L22 248V247H20ZM39 250H41V251H39ZM55 250V249H54ZM75 250V249H74ZM78 250V249H77ZM163 250V249H162ZM186 250V249H185ZM226 250V249H225ZM41 253L42 252V254L44 253V255H46V256H48V257H46V256H44V255H41L39 252ZM44 251H45V249H44ZM66 251V250H65ZM64 251V252H65ZM68 251H73L72 249H70L69 248V250ZM79 251V250H78ZM180 251V250H179ZM60 252H61V250H60ZM222 252V251H221ZM41 255L40 257L42 258H39V254ZM58 253V252H57ZM69 253V252H68ZM77 253V252H76ZM174 253V252H173ZM172 253V254H173ZM225 253V252H224ZM228 253V252H227ZM226 253V254H227ZM24 254V253H23ZM60 254V253H59ZM58 254V255H59ZM62 254V253H61ZM74 254V253H73ZM161 254V253H160ZM176 254V253H175ZM194 254V253H193ZM200 254V253H199ZM225 254V255H226ZM75 255V254H74ZM220 255V254H219ZM221 255H224V254H221ZM62 256V255H61ZM167 256V255H166ZM165 256V257H166ZM173 256V255H172ZM3 257V258H4ZM169 257V256H168ZM1 258V257H0ZM2 258V259H3ZM63 258V257H62ZM176 258V257H175ZM223 258V257H222ZM226 258V257H225ZM4 259V260H5ZM162 259V258H161ZM165 259V258H164ZM184 259H186V258H184ZM184 259H182V260H184ZM191 259V258H190ZM189 259V260H190ZM55 260V261H54ZM63 260V259H62ZM201 260V259H200ZM2 261V260H1ZM54 261V262H53ZM58 261V260H57ZM56 261V262H57ZM186 261V260H185ZM3 262L4 261H2V263L0 262V264H3ZM22 261L21 260H19V264H22L21 263ZM180 262H181V260H180ZM73 263V262H72ZM71 263V264H72ZM176 263H178V262H176ZM230 263V262H229ZM4 264H5V262H4ZM62 264V263H61Z\"/></svg>","mask_w":264,"mask_h":264}]
</instances>
